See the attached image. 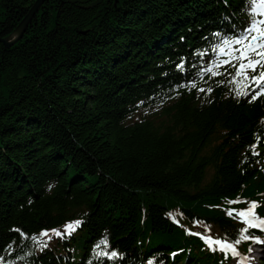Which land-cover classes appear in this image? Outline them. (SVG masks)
Instances as JSON below:
<instances>
[{
    "label": "trees",
    "instance_id": "obj_1",
    "mask_svg": "<svg viewBox=\"0 0 264 264\" xmlns=\"http://www.w3.org/2000/svg\"><path fill=\"white\" fill-rule=\"evenodd\" d=\"M36 1L0 0L1 38ZM244 5L45 0L21 41L0 43V260L86 212L77 243L83 259L68 243L34 262L82 264L108 233L126 264L181 250L174 264H218L168 214L182 209L224 229L229 221L211 206L264 192L251 157L264 98L237 97L227 75L192 88V71L172 69L181 56L190 67L192 47L220 27L223 13L238 16ZM141 102L152 113L132 122Z\"/></svg>",
    "mask_w": 264,
    "mask_h": 264
},
{
    "label": "snow or ice",
    "instance_id": "obj_2",
    "mask_svg": "<svg viewBox=\"0 0 264 264\" xmlns=\"http://www.w3.org/2000/svg\"><path fill=\"white\" fill-rule=\"evenodd\" d=\"M250 17L249 21L240 28L239 31H234L231 35L222 36L219 44L212 49V59L210 63L205 66L202 71L204 74L212 77L218 75H227L230 77L229 84L235 85V92L237 97H248L249 103L255 101L261 96H264V0H250ZM222 35V34H221ZM205 50L200 53L201 57L208 55ZM178 69H183V64H179ZM224 69V71H221ZM232 69L233 71H229ZM223 84L224 81H219ZM187 85H179L178 87H186ZM192 88L196 87V82L192 81ZM200 92L207 91L210 93L211 88H200ZM240 201H231L230 203H239ZM258 207V203L253 201L249 204L248 208L239 210L238 216L241 218V222L246 225L245 228L240 230V236L229 242L226 239L211 240L206 242L213 250H219L224 252L225 255H232L237 258L238 264H244V258L238 251L237 246L244 241H254L255 243L264 244V240L259 237L250 234L249 229H259L264 231V218H260L255 209ZM232 212L229 211V215ZM82 224V221H69L63 227V231L60 229H45L42 230L37 237H32L34 241H38L41 248L47 247L48 242L51 241L52 233L56 237L70 236L75 228ZM19 232V229H14ZM199 235V234H198ZM39 237H47V241L39 240ZM103 247L110 248V244L107 239L97 242L94 246L96 249H102ZM176 253H173L175 256ZM98 259L117 260L122 259V254L116 250L100 251L97 253ZM149 264H153L149 261Z\"/></svg>",
    "mask_w": 264,
    "mask_h": 264
},
{
    "label": "water",
    "instance_id": "obj_3",
    "mask_svg": "<svg viewBox=\"0 0 264 264\" xmlns=\"http://www.w3.org/2000/svg\"><path fill=\"white\" fill-rule=\"evenodd\" d=\"M44 2L45 0H37L36 3L31 8V10L29 11L28 15L20 23V25L18 26L14 34L7 38L0 37V43L4 44L6 48H10L16 45L19 41H21V39L27 32L28 28L32 24L34 18L36 17L38 12L41 10V7L44 4Z\"/></svg>",
    "mask_w": 264,
    "mask_h": 264
},
{
    "label": "bare ground",
    "instance_id": "obj_4",
    "mask_svg": "<svg viewBox=\"0 0 264 264\" xmlns=\"http://www.w3.org/2000/svg\"><path fill=\"white\" fill-rule=\"evenodd\" d=\"M242 25H245V23H242ZM217 26L216 25H214V29L213 30H216V31H222V29H223V26H220L219 28H217ZM77 253H85V250H81V249H79V250H77ZM31 260H33V259H30V260H27V261H25V262H23V264H26V263H30V261ZM19 264V263H18Z\"/></svg>",
    "mask_w": 264,
    "mask_h": 264
},
{
    "label": "rangeland",
    "instance_id": "obj_5",
    "mask_svg": "<svg viewBox=\"0 0 264 264\" xmlns=\"http://www.w3.org/2000/svg\"><path fill=\"white\" fill-rule=\"evenodd\" d=\"M263 256H264V253L262 254V251L257 255V257H256V259L258 260V259H260V258H263Z\"/></svg>",
    "mask_w": 264,
    "mask_h": 264
}]
</instances>
